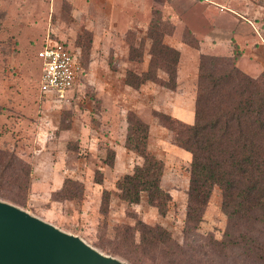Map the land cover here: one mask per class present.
Here are the masks:
<instances>
[{"label": "rangeland", "instance_id": "rangeland-1", "mask_svg": "<svg viewBox=\"0 0 264 264\" xmlns=\"http://www.w3.org/2000/svg\"><path fill=\"white\" fill-rule=\"evenodd\" d=\"M234 1L237 12H242V3L254 8L264 37V0ZM173 7V0H0V148L14 152L31 167L23 204L15 206L126 264L103 250L113 248L116 230L122 226L133 228L137 221L159 225L175 243L183 246L185 241L190 154L179 148L174 138L193 120L202 53L195 56L183 50L175 90L150 81L134 89L124 82L127 72L141 74L148 69L151 21L166 23V29L172 26V32L162 38L164 44L182 43L181 47L199 50V40L187 26L174 37V21L178 24L180 20L177 15L172 19L176 14ZM209 9L207 13L213 15ZM192 11V20L199 19L196 7ZM186 30L198 49L184 41ZM46 42L70 44L80 53L86 70L75 92L62 101L44 97L38 90L40 62L36 52ZM130 47L132 55H140L141 60H129ZM155 74L167 80L162 70ZM130 111L149 126L148 150L163 164L160 185L171 197L164 216L147 204L145 195L139 204L119 199L116 182L141 163V158L124 147ZM155 112L170 116L174 130L163 127ZM97 171L102 177L100 184L95 182ZM65 179L79 184V193L73 198L58 193ZM104 190L110 193L107 208L102 205ZM221 201L220 189L213 187L197 236L186 240L185 250L193 249L186 253L188 264H233L230 253L218 258L197 247L204 244V238L222 240L227 217ZM134 235L137 240L138 233ZM141 264L163 262L143 259Z\"/></svg>", "mask_w": 264, "mask_h": 264}, {"label": "trees", "instance_id": "trees-1", "mask_svg": "<svg viewBox=\"0 0 264 264\" xmlns=\"http://www.w3.org/2000/svg\"><path fill=\"white\" fill-rule=\"evenodd\" d=\"M166 27L159 20L151 21L148 69L141 74L127 72L124 78L127 86L139 89L150 81L175 90L180 54L164 44L163 36L173 30L171 25ZM184 37L186 43L198 49L195 38L187 30ZM132 52L130 47L129 60H141L140 55L134 57ZM239 56L238 51L230 57L200 54L193 123L174 138L175 144L190 154L183 246L175 243L163 227L137 221L133 228H117L113 248L103 250L128 264H141L143 259L188 264L186 253L193 249L185 250L186 240L197 232L213 187H218L222 195L221 210L227 217L226 232L222 240L204 238V244L197 247L218 258L230 253L233 264L235 259L244 264H264V71L256 78L248 76L237 67ZM81 65L84 76L82 61ZM157 69L166 74L167 80L157 77ZM154 115L163 127L174 130L170 116L160 112ZM126 124L124 147L141 158V163L116 182L119 199L127 204H139L145 195L147 204L164 216L171 197L160 185L163 164L147 147L149 126L132 111L127 113ZM30 174L27 162L0 148L1 198L22 205ZM101 178L97 171L95 182L100 184ZM76 192L79 193V184L71 179H65L58 191L64 198H73ZM109 197L110 193L104 190L103 207L107 208Z\"/></svg>", "mask_w": 264, "mask_h": 264}, {"label": "crops", "instance_id": "crops-1", "mask_svg": "<svg viewBox=\"0 0 264 264\" xmlns=\"http://www.w3.org/2000/svg\"><path fill=\"white\" fill-rule=\"evenodd\" d=\"M183 3L184 7H180L179 5ZM234 4H236L234 0H173V12L176 14L172 19L177 15L180 20L178 24L176 20L174 21L176 25L174 37L187 26L199 40V50L195 51L186 45L181 47L182 43L170 46L180 55L185 50L195 56L202 53L230 57L234 51H238L240 56L237 67L247 75L258 76L264 70V37L260 34L256 22L258 15H254L253 7L244 3L240 4L242 12H237L233 8ZM194 7L199 19L192 20ZM214 7L217 8L216 11ZM209 8L213 10V15L207 13ZM256 13L259 14L257 11ZM192 123L193 120L190 124Z\"/></svg>", "mask_w": 264, "mask_h": 264}, {"label": "water", "instance_id": "water-1", "mask_svg": "<svg viewBox=\"0 0 264 264\" xmlns=\"http://www.w3.org/2000/svg\"><path fill=\"white\" fill-rule=\"evenodd\" d=\"M0 264H124L0 200Z\"/></svg>", "mask_w": 264, "mask_h": 264}, {"label": "built area", "instance_id": "built-area-1", "mask_svg": "<svg viewBox=\"0 0 264 264\" xmlns=\"http://www.w3.org/2000/svg\"><path fill=\"white\" fill-rule=\"evenodd\" d=\"M36 58L40 62V94L58 101L69 98L83 77L80 53L65 42H46Z\"/></svg>", "mask_w": 264, "mask_h": 264}]
</instances>
